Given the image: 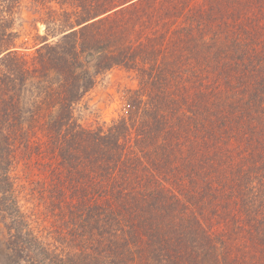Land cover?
<instances>
[{"label": "trees", "instance_id": "obj_1", "mask_svg": "<svg viewBox=\"0 0 264 264\" xmlns=\"http://www.w3.org/2000/svg\"><path fill=\"white\" fill-rule=\"evenodd\" d=\"M0 225L4 264H264V0H0Z\"/></svg>", "mask_w": 264, "mask_h": 264}, {"label": "rangeland", "instance_id": "obj_2", "mask_svg": "<svg viewBox=\"0 0 264 264\" xmlns=\"http://www.w3.org/2000/svg\"><path fill=\"white\" fill-rule=\"evenodd\" d=\"M39 13L29 2H22L13 15L15 30L21 36L18 43H25L22 52L31 53L33 37L44 33V25L38 21ZM37 19V20H36ZM139 28V27H136ZM137 87V80L133 73L122 68L109 69L96 77L91 90L86 93L76 106V116L83 125L109 123L124 112L125 101L123 92ZM0 225V264L2 263L3 245Z\"/></svg>", "mask_w": 264, "mask_h": 264}]
</instances>
